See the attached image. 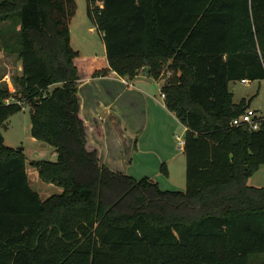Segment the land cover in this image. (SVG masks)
Instances as JSON below:
<instances>
[{"label":"trees","instance_id":"trees-1","mask_svg":"<svg viewBox=\"0 0 264 264\" xmlns=\"http://www.w3.org/2000/svg\"><path fill=\"white\" fill-rule=\"evenodd\" d=\"M76 14V0H0V55L21 68L16 93L0 87V128L28 107L33 138L59 155L30 164L62 188L42 200L24 152L0 131V264H249L264 254V188L247 184L264 164V118L258 130L231 127L249 103L229 89L264 80V0H88L104 59L73 49ZM143 67L164 79V105L186 128L185 191L102 164L91 139L103 138L100 119L82 116L80 85L132 80Z\"/></svg>","mask_w":264,"mask_h":264},{"label":"crops","instance_id":"crops-1","mask_svg":"<svg viewBox=\"0 0 264 264\" xmlns=\"http://www.w3.org/2000/svg\"><path fill=\"white\" fill-rule=\"evenodd\" d=\"M70 33L71 45L81 55L106 58L102 33L100 51L92 52H88V44L84 40L75 44L72 23ZM164 84V79H153L147 74V67H143L132 80L121 77L89 79L80 85L79 94L83 118L89 122L92 117H98L103 127L101 139L91 132L102 164L132 177L149 174V168L155 166L158 171L148 177L152 179L164 164L168 172L165 177L175 188L169 182L170 166L175 163L181 150L174 145L169 124L172 119L179 120L166 109L163 100H158Z\"/></svg>","mask_w":264,"mask_h":264},{"label":"rangeland","instance_id":"rangeland-1","mask_svg":"<svg viewBox=\"0 0 264 264\" xmlns=\"http://www.w3.org/2000/svg\"><path fill=\"white\" fill-rule=\"evenodd\" d=\"M76 3L77 14L72 21L74 42L75 44L77 42L80 44L84 40L86 41L84 43L88 44V52H92L93 50L100 51L98 49L102 46L101 32L89 18L88 0H76ZM87 50L85 49V53H87ZM20 71V61L16 54L2 53L0 55V76L2 78L0 80V87L7 88L11 94L16 93L17 86L15 85L14 78L19 75ZM229 89L233 94L235 103H239L242 99H245L251 109L264 111V80L249 81L247 84H243L241 81L231 82ZM158 100L161 102L163 100L160 95L158 96ZM169 129L175 142L174 145L178 147L176 136L178 135L184 140L186 133L185 127L179 121L172 119V123L169 124ZM0 131L7 146L14 149H23L26 157L29 183L34 191L40 195L41 199L44 200L51 195L61 194V187L42 182L38 177L36 168L30 164L32 161L42 160L57 162L59 155L50 145L33 138L29 108L25 107L22 111L10 117L7 121L6 128L1 127ZM174 162L170 166L169 182H172L175 188H172L167 181V177L160 170L158 175H154L155 178L150 179L157 182L162 190L185 191L186 160L184 150L178 151V158ZM148 171L149 174L141 173V177H134L136 179L151 177L150 175H153L152 173L156 171L155 166L149 168ZM247 184L257 188H264V164L260 165L257 171L248 178ZM249 264H264V254L252 255Z\"/></svg>","mask_w":264,"mask_h":264},{"label":"built area","instance_id":"built-area-1","mask_svg":"<svg viewBox=\"0 0 264 264\" xmlns=\"http://www.w3.org/2000/svg\"><path fill=\"white\" fill-rule=\"evenodd\" d=\"M92 8H102V0H89ZM248 80H241V83L247 84ZM164 98V95L161 94ZM264 118V111L254 110L250 107L246 108L242 114L233 118L230 122L231 127H244L250 131L258 130L261 125V120ZM178 148L184 150L185 140L180 136H176Z\"/></svg>","mask_w":264,"mask_h":264},{"label":"water","instance_id":"water-1","mask_svg":"<svg viewBox=\"0 0 264 264\" xmlns=\"http://www.w3.org/2000/svg\"><path fill=\"white\" fill-rule=\"evenodd\" d=\"M19 150L23 151V149H22V148H21V149H19Z\"/></svg>","mask_w":264,"mask_h":264}]
</instances>
